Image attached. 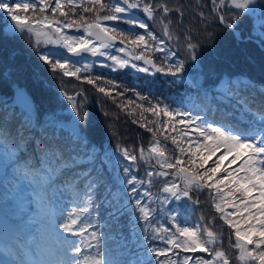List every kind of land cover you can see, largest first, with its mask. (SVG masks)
I'll return each mask as SVG.
<instances>
[{"label": "snow or ice", "instance_id": "snow-or-ice-1", "mask_svg": "<svg viewBox=\"0 0 264 264\" xmlns=\"http://www.w3.org/2000/svg\"><path fill=\"white\" fill-rule=\"evenodd\" d=\"M210 2L209 15L199 12L209 39L214 37L215 32L208 31V27H215L218 22V25L231 30L233 36L240 40L242 34L237 30L244 17L255 13L257 7L264 13V4L260 0ZM197 3H201V0H197ZM133 9H139L148 20H158L162 26L161 35L167 41H179L180 36L174 34L170 14L177 15L175 25L180 27L184 6L170 7L168 0H0V10L8 18L3 28H0V33L8 39L17 36L26 39L37 50L42 44L55 46L38 55L40 61L50 66L53 74L58 71L62 77L85 81L115 101L111 89L97 84L101 77L80 75L82 71H88L91 65L77 67L80 61L70 59L67 54L82 57L84 53H89L105 57L112 61L113 71L129 66L138 72L149 71V67L131 63L133 60L143 61L156 72L172 76L185 70L183 59L157 66L146 55L149 51L164 52L165 61H168L177 54L164 46L166 40L150 30L147 23L136 18ZM106 22H123L133 28L143 29L146 35L110 27ZM260 26L257 38L260 50L264 52V19H261ZM72 29L82 34L69 35L65 31ZM193 39L191 29L186 30V53L192 61H197L199 42L194 43ZM116 41L124 45L116 50L125 53L127 58L107 51L115 47ZM137 48L141 50L137 52ZM217 91L221 93L223 101H235L248 116L247 123L235 120L233 116L220 122L201 120L199 116L191 119L188 118V111L170 109L167 105L161 107L159 104L148 108L139 105L142 109L141 119L145 122L133 120V123H139L140 127L153 134L147 153L143 147L138 149L139 159L145 163L155 160V164L150 165L152 170H146L144 179H138L137 174L125 166L124 178L120 182L131 186L127 195L132 199L128 200V204L134 200L135 210L140 214L137 219L145 222L144 231L151 229L152 235L145 236V239L160 240L165 245L163 248L153 246L145 249L156 258V264H233V261L235 264H264V85L257 84L244 73L235 77L229 74L219 81ZM252 92L259 94L261 107L249 113L245 109L254 107V103H249L255 100L249 95ZM64 95L76 117L72 121V134L60 137L53 130L51 139L30 141V156L18 155L20 143L9 128L0 125V173L4 174L6 198L18 209L19 221L12 229L14 235L11 243L0 245V251L9 258L0 264H120L105 251L104 235L99 231L100 221L90 211L96 205L92 192L102 186V177L94 176V167H83L85 156L90 164L100 157L95 154V149H90L80 129V125L87 122L83 114L84 105L76 99L82 93L71 95L65 91ZM141 99L146 100L147 97ZM123 107L126 109L127 105ZM145 112L158 119L147 120ZM257 112L261 115L257 116ZM160 117L166 119L161 120ZM29 119L30 116H26L21 125ZM149 124L154 126L149 127ZM159 137L171 142L174 146L171 153ZM117 151L125 160L136 165L138 156L133 151L126 147L118 148ZM213 157L216 159L213 160ZM209 161H212L211 167H208ZM225 161L228 163L225 164ZM168 177L171 179H164L160 188L167 195L162 200L159 196L154 200L150 191L154 184L153 178L160 180ZM85 182L87 190L81 195L78 189ZM145 184L148 187L141 193L140 187ZM69 189L76 195L71 207L65 212L59 198ZM204 190H208L215 211L221 214L219 219L230 229L227 234L228 249L235 251L234 256L224 249L223 230L215 231L210 226L214 224L215 218L209 223L188 225L187 220L181 224L176 215H171V227L158 221L153 223L156 209L151 207V203L159 200L166 204L172 197L177 201L187 200L198 204L200 201L194 199L192 194ZM145 198L151 203L145 202ZM33 203L35 207H31ZM115 207L119 212L125 206ZM25 215L30 217L27 222H24ZM21 234L27 239H23ZM45 235L53 237L55 243L46 246L43 242ZM198 252L207 254L209 258L196 255ZM143 264H151V261L145 260Z\"/></svg>", "mask_w": 264, "mask_h": 264}, {"label": "trees", "instance_id": "trees-1", "mask_svg": "<svg viewBox=\"0 0 264 264\" xmlns=\"http://www.w3.org/2000/svg\"><path fill=\"white\" fill-rule=\"evenodd\" d=\"M205 2L207 3L208 0H205ZM168 3L170 4V7H176L177 5H181V0H168ZM195 5L198 6V3L196 2ZM187 9H190V7ZM132 12L138 20H143L149 25L150 30H153L158 36L161 37L158 29L153 27L147 18L134 10H132ZM190 12H192V7ZM77 13L79 14V9L77 10ZM175 15L176 14L174 13L170 14V18L175 19ZM0 18L3 19L1 16ZM177 19L178 17L175 19V22ZM106 23L110 27L116 26L121 30L138 32L140 34L146 35L143 29L133 28L132 26L126 25L123 22ZM196 24L197 22L194 20L183 17L181 26L176 28L177 31H179L184 37L185 31L191 29L192 32V25L195 26ZM244 24L245 23L243 20L239 28H242ZM238 31L240 30L238 29ZM221 32L225 33L224 30ZM223 33L217 32L216 34L222 35ZM225 35L228 39H233L231 32L228 31ZM213 38L210 39L211 42H213ZM247 39L243 37L240 40L243 41L242 44L245 46H251V41ZM1 46L2 41H0V59H4L6 62V57L8 56L6 53H9V49ZM8 46L14 47L12 49L13 56H18L19 60L24 59L25 61V56H27L28 53L21 48V45L17 46L14 42L10 41ZM164 46L170 51H173V49L169 47L168 43H166ZM47 48L53 47L46 46L43 49H40L38 51V55L40 52H44ZM221 49V47H218V52L214 55L217 59H222L223 56L226 55H219V51ZM140 50L141 49L139 48L136 49L137 52ZM108 52L113 54L115 53V50L112 48L109 49ZM260 53L264 52L260 50ZM146 55L152 58L157 66L164 65L165 63H175L180 59L184 60L183 57L177 54L172 60L165 61L166 53L164 52L149 51L146 53ZM121 56L122 58H127L125 53H121ZM228 56L230 58H234L232 54ZM69 58L80 61V63L76 65L77 67H82L83 64L91 65L92 67L88 71H82L80 75L91 76L93 78L97 76L101 77V80L97 81V84L111 89L112 96L115 97V101L109 96L107 97H109L110 101H103V103H105L103 104L105 108H103V111H101L102 118L100 117L99 125L96 128L87 127L82 131V134L86 137L90 149H95V154L100 157V159H97L94 164H90L87 160V156H85L83 167L87 169L94 167V176L102 177V180L100 181L102 186L93 190L92 192L93 199L96 201V205L94 208L90 209V211L92 215L100 221L99 231L104 235L105 251L109 252L112 258L119 261L120 264H143L145 260H150L151 264H156V258L150 252H146L145 249L147 247L153 246L163 248L165 245L160 240L149 241L145 239V236L152 235L151 229L144 231L145 222L143 220L137 219L140 214L135 210L134 200L131 204H128V200L132 199L129 195H127V192L130 190L131 186L126 184L125 190H120L119 193L116 191L118 189L117 187L119 186L117 177L124 178L123 168L125 166H129L131 171L137 174L138 179H144L146 178V170H152L150 165L155 164L154 160L150 161L149 163H145V161L139 159L138 149L143 147L147 152V148L153 139V134L146 131L145 128L140 127L139 123H133V120H137L140 123L145 122L141 119L142 109L138 106L143 105L144 108H148L150 105L159 104L161 107L167 105L169 108H172L176 105L181 107L183 111H188L190 114L196 117L199 116L201 120L206 119L210 122L224 121L226 117L233 116L235 120L244 121L247 123L248 116L245 115L244 111H242L239 106L235 104V101L227 103L220 98L221 93L217 91L218 83L221 79L226 78V75L219 77V80L215 83L214 88L210 89V95H207L203 92V89L205 88H201V85H198L199 83L193 79L191 74L186 70H184L182 73H178L176 76H172L167 73L155 72V69L151 68L150 66L148 72H138L136 69H133L130 66L123 69L118 68L116 71H113L112 63L105 61L102 57H72L69 55ZM131 63H136L138 66L142 65L140 61L136 62L135 60L131 61ZM45 68L51 70L50 66L46 63ZM51 74L52 75L50 78H54V80H56L62 87H65V82L69 83L70 81V77H62L58 71L55 74L51 72ZM238 74L240 73L231 75L232 77H235ZM246 75L252 79L251 74ZM256 78L257 79L252 80L257 84L264 85V79H262L264 76ZM51 79L49 81H51ZM73 79L78 81L74 77ZM46 80L47 76L45 74L38 75L36 84L38 86H43L44 81ZM107 81H112L113 83L107 84ZM29 85L32 88L35 87L34 82H30ZM45 85L49 84L45 82ZM207 86L210 85H205L204 87ZM87 87H89L88 97L92 98V96H98L92 93L97 91L94 85L87 83ZM120 93H123V95H120ZM249 95L255 97L254 101L250 100L249 102L250 104L254 103V107H246L245 110L249 113L256 112V109L261 107V98L256 92L249 93ZM4 96L5 94L0 93V125L9 128L17 142L20 143V152H18V155L26 154L30 156L31 146L29 142L45 138L51 139L53 130H55L57 135L60 137H68L72 134L71 129L55 125L52 122L42 118L44 113H39L40 107L36 106V103L34 104L33 102L31 109H33V116H35L32 118L30 117L26 124L21 125V121H23L26 116H29V114H24L23 111L17 106H11L9 103L3 100ZM103 96L106 97L104 93ZM88 97L84 96L85 102H88L87 100L90 99H88ZM141 97H147V99H141ZM129 101L132 103L129 104ZM124 105H127L126 109L123 107ZM129 112H132L133 114L130 115ZM256 114L257 116L261 115L259 112ZM144 116L150 121L158 119L157 117L152 116L151 113L147 112L144 113ZM159 119L162 120L165 118L160 117ZM152 126L154 125L149 124V127ZM17 129H19V135H17ZM102 130H109V134H101ZM21 136L23 137V140H21ZM159 138L163 143L166 144L171 153V151L174 149V146L171 144V142L163 141V137ZM125 147L130 151H133L134 154L138 156L136 165H132L130 161L125 160L120 155V152L117 151L118 148ZM210 165H212V163H210ZM115 171L116 176L114 177ZM153 179L154 184L150 188V191L153 194V199L155 200V198L159 196L162 200L163 197L167 195L166 193H162L160 191L163 180L171 179V177L161 178L160 180H156V178ZM177 183H179V181H177ZM147 187V184L141 186L140 192L142 193ZM85 190H87L86 182L80 185L78 191L81 195H83ZM6 193L7 189L4 186L3 174L0 181V208H4V206L7 205L6 202L10 200L6 198ZM75 195L76 193L69 189L68 191H65L63 196L59 198L60 206L65 209V212H67V210L71 207V201ZM192 195L194 199H198L200 201L198 204H192L187 200L177 201L172 197H169V201L166 204L160 203L159 200H157L155 203H151L147 200V198H145V202L151 203V207L156 209L153 223L155 224L158 221L160 224L171 227V221L169 219L171 215H176L178 217V222L181 224L187 220L188 225L209 223L213 220V218H215L214 224H210V226L215 231L223 230L225 233L223 237L224 249L229 251L230 255L234 256L236 254L235 251L228 249L227 234L230 232V229L223 220L219 219L220 213L215 211L212 200L209 197L208 190L198 193L194 192ZM110 204L113 206L110 207ZM116 205H124L125 207H123L121 211L117 212L115 207ZM202 217L203 220L201 219ZM4 225L5 222L0 216V229L4 228ZM232 239L234 242V236ZM196 255H203L205 258H209L207 257V254L204 253L198 252ZM233 264H235V261H233Z\"/></svg>", "mask_w": 264, "mask_h": 264}, {"label": "rangeland", "instance_id": "rangeland-1", "mask_svg": "<svg viewBox=\"0 0 264 264\" xmlns=\"http://www.w3.org/2000/svg\"><path fill=\"white\" fill-rule=\"evenodd\" d=\"M196 2V0H181V5L184 6L183 17H187L197 22L195 26L192 25L191 32V35L194 37L193 42H199V47L197 49V56L199 59L197 61H192L186 53L184 37L179 31H177L175 25V19L177 18V15H175V19H171L173 20V27L175 28L174 34L180 36L178 42L175 39H173L172 41H167L166 38L162 37V26L160 25L158 20L149 21L153 27L158 29V32L160 33L161 37L166 40V43H168L169 47L172 48L173 51L176 52V54L184 58L185 70L189 72L193 79H195L199 83L198 85H201V88H205L203 89V92L207 95H210V89L214 88V85L219 80V77H222L223 75H226V77H228L229 74H251V78L253 80L257 79L256 77H263L264 71H262V61H264V53H260V41L257 38L259 32L261 31L260 21L261 19H264V13H262L261 8L257 7L255 13L247 14L244 17V26L242 28H239V32L242 34V38H249L247 40L251 41V46H245L244 44H242V40H237L233 36L231 30L224 29L223 26L218 25V22H216L215 27H208V31H214L215 34L213 42H207L205 40L206 33L204 30H202L205 29V24L201 22L199 12L203 11L206 16L209 15L211 9V2L210 0H208V2L206 3L205 0H201V3H199L198 6L195 5ZM260 3L264 4V0H260ZM188 7H190V9H187ZM191 7L192 12H190ZM133 10L147 18L146 15L143 14L139 9ZM86 15L90 16L91 14ZM0 16L4 18L2 10H0ZM4 21V19L0 18V28H3ZM223 30L225 31V33L221 32ZM65 31L69 35L82 34L80 32L75 31L74 29ZM228 31L231 32L233 39H228L225 35ZM217 32L223 34L217 35ZM0 41H2L1 47H6L7 49H9V53H6L8 54V56L6 57V62L4 59H0V93L5 94L3 100H5L11 106H17L20 110L23 111L24 114L28 113L31 118L35 116H33V109H31L32 102L34 104L36 103V106L40 107L39 113H44L42 118L49 122H52L55 125H59L71 129L73 131L72 121L76 117L75 113L71 110V106L66 96L64 95V92L67 91V93L71 95H75L76 93L80 92L82 93V95L76 96V99L78 103H83V114H85L87 117V122L85 124L80 125L81 131H83V129L85 130L87 127L96 128L99 125L100 117L102 116L101 111H103V108H105L103 105L105 103H103V101H110L109 97H104L103 93H100L99 91L92 92L93 94H96L98 96H92V98L88 97L89 87H87V83L85 81H76L73 79V77H70L69 83H64L65 87H62L56 80H54V78L51 79L50 76L52 75V71L46 69L45 63L39 60L38 51L46 46H55L42 44L37 50L33 47L32 43L26 39H21L19 36H17V38L15 39H8L2 33H0ZM10 41L14 42L17 46L21 45V48L28 53L27 56H25V61L24 59L19 60L18 56L12 55V49L14 47L8 46V43ZM122 46L124 45H121L118 41H116L115 47L113 48V50H115V53H113L112 55L122 57L121 53L116 50L117 48ZM218 47L222 48L219 51L220 56L226 54L225 56H223L222 59H217L214 56L218 52ZM227 53L232 54L234 58H230L228 56L230 54ZM253 57L255 58L254 60L252 59ZM102 58L105 61H109L110 63H112V61L108 60L107 58ZM140 62L142 64L140 67H149L148 65H145L143 61ZM44 74L47 76V80L44 81L43 86H38L36 84L37 77L38 75ZM50 79L51 81H49ZM30 82H34L36 88L30 87ZM45 82L49 85H45ZM205 85L210 86L204 87ZM84 96L88 97V99L90 98L89 100H87L88 102L84 101ZM170 109H179L183 111L181 107L176 105ZM188 118L195 119L196 116L190 114V117ZM177 119H179V117H177ZM177 127L179 128L180 126L177 125ZM101 134H109V130H102ZM220 154L221 153H218L217 155ZM213 158L214 160L216 159V157ZM228 159L230 160L231 157H229ZM210 163H212V161H209L208 167L212 166L210 165ZM224 163L227 164L228 161H225ZM232 167H236V165H233ZM223 174L224 173H221L220 175ZM115 176L116 171L114 172V177ZM121 179L123 178L117 177V182L119 183V186L117 187L118 189L116 191L118 193L120 192V190L122 191L126 189V184H121ZM31 207H35L34 203ZM228 211H232V209H228ZM29 218L30 217L28 215H25L24 221L27 222ZM22 238L27 239V237L25 238V235H22ZM11 241L12 239L10 241L4 240L0 242L5 244L11 243ZM43 242L47 246L54 244L55 240L53 237L45 235L43 237ZM2 243H0V245H3ZM6 258L7 260L9 259L8 257Z\"/></svg>", "mask_w": 264, "mask_h": 264}, {"label": "bare ground", "instance_id": "bare-ground-1", "mask_svg": "<svg viewBox=\"0 0 264 264\" xmlns=\"http://www.w3.org/2000/svg\"><path fill=\"white\" fill-rule=\"evenodd\" d=\"M204 31H205V29H204ZM205 33H206V32H205ZM205 40H206L207 42H209V41H210V39L207 37V33H206Z\"/></svg>", "mask_w": 264, "mask_h": 264}, {"label": "water", "instance_id": "water-1", "mask_svg": "<svg viewBox=\"0 0 264 264\" xmlns=\"http://www.w3.org/2000/svg\"><path fill=\"white\" fill-rule=\"evenodd\" d=\"M70 55V54H69ZM85 55H91V54H89V53H84L82 56H85ZM155 161V160H154Z\"/></svg>", "mask_w": 264, "mask_h": 264}, {"label": "flooded vegetation", "instance_id": "flooded-vegetation-1", "mask_svg": "<svg viewBox=\"0 0 264 264\" xmlns=\"http://www.w3.org/2000/svg\"><path fill=\"white\" fill-rule=\"evenodd\" d=\"M4 20H6V19H8V18H6L5 16H4V18H3Z\"/></svg>", "mask_w": 264, "mask_h": 264}]
</instances>
